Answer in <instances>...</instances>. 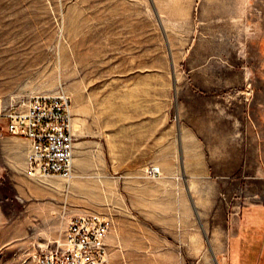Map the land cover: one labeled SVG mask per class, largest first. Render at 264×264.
<instances>
[{"label": "rangeland", "instance_id": "rangeland-1", "mask_svg": "<svg viewBox=\"0 0 264 264\" xmlns=\"http://www.w3.org/2000/svg\"><path fill=\"white\" fill-rule=\"evenodd\" d=\"M59 95L71 102L76 151L90 154L70 179L0 166V264H42L84 214L107 218L115 243L127 209L112 181L120 154L156 146L157 161L143 158L146 177L159 179L165 165L197 162L196 151L182 153L179 132L197 122L199 153L222 188L218 219L201 237L206 252L194 243L175 260L159 245L141 253L115 244L114 252L122 264L141 254L143 264H234L212 251L219 236L211 231L241 206L264 204V0H0V104ZM89 107L90 121L78 120ZM237 134L241 151H227ZM259 211V225L241 229L239 264H264Z\"/></svg>", "mask_w": 264, "mask_h": 264}, {"label": "crops", "instance_id": "crops-1", "mask_svg": "<svg viewBox=\"0 0 264 264\" xmlns=\"http://www.w3.org/2000/svg\"><path fill=\"white\" fill-rule=\"evenodd\" d=\"M132 116H136V124L132 125V132L139 134L144 128L143 123H139L137 118L143 116L138 109L132 111ZM73 113V110H72ZM92 117L91 108H88L87 115L78 118L90 121ZM73 114V134L74 131ZM88 131L89 128L82 132ZM80 135V129L76 131ZM181 151H196L192 156L197 162L182 163L172 162L163 167L164 176L159 179L148 178L145 175L146 166L144 155L147 161H157L160 151L156 146H152L148 151H127L120 154L119 166L113 169L115 173L112 178L114 183H118L121 204L125 202L126 211L120 213L119 230L117 239L111 237V231L107 239L109 252V264L119 262V251L114 252L115 244L120 247L130 246L132 250L143 253L155 249L156 245L167 251L168 258L175 260L178 250H183L185 246L188 251L194 249L202 257L207 250V241L202 240V235H208V220L218 219V215L213 214L217 197L221 193V183L209 177L211 166L207 164L199 151H205L201 143L200 134L202 132L200 123H192L191 127L184 125L179 127ZM237 141L235 147L227 151H241L239 147V137L232 136ZM188 145H185V142ZM31 142L27 138L5 134L0 137V166H6L8 171L26 172L27 155ZM172 153V151H169ZM90 151H76L74 166L76 161L82 156H89ZM74 169V170H75ZM182 177V180L180 179ZM255 195V194H253ZM231 206V204H230ZM251 206H257L252 204ZM241 206L240 214H237L227 225L214 224L211 234H218L219 237L211 239L212 251L218 256L228 254L230 262L239 264L242 256V227L253 229L259 225L264 204L261 207ZM248 213V214H246ZM125 214V215H124ZM217 227V228H215ZM217 231V232H216ZM226 236L225 241L223 237ZM134 247V248H132ZM144 256L141 254L136 261L143 264Z\"/></svg>", "mask_w": 264, "mask_h": 264}, {"label": "built area", "instance_id": "built-area-1", "mask_svg": "<svg viewBox=\"0 0 264 264\" xmlns=\"http://www.w3.org/2000/svg\"><path fill=\"white\" fill-rule=\"evenodd\" d=\"M71 102L65 95L34 96L0 104V137L5 134L30 140L28 171L33 176L63 177L74 174L75 136ZM149 175L158 177L152 166ZM110 221L100 214L71 219L63 241L42 254L45 264H109L107 239Z\"/></svg>", "mask_w": 264, "mask_h": 264}, {"label": "bare ground", "instance_id": "bare-ground-1", "mask_svg": "<svg viewBox=\"0 0 264 264\" xmlns=\"http://www.w3.org/2000/svg\"><path fill=\"white\" fill-rule=\"evenodd\" d=\"M42 264H45L43 257H41Z\"/></svg>", "mask_w": 264, "mask_h": 264}]
</instances>
